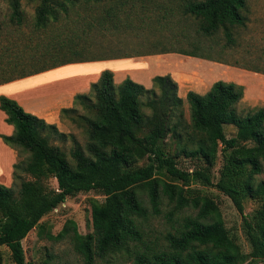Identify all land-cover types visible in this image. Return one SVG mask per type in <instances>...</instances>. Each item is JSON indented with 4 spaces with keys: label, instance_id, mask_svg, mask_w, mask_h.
<instances>
[{
    "label": "trees",
    "instance_id": "1",
    "mask_svg": "<svg viewBox=\"0 0 264 264\" xmlns=\"http://www.w3.org/2000/svg\"><path fill=\"white\" fill-rule=\"evenodd\" d=\"M30 1L36 2L34 30H44L60 12L66 16L77 6L76 22L85 37L80 42L71 40L74 35L68 37V52L62 56L59 45L62 57L54 62L49 52L24 57L18 47L0 45V85L66 64L134 57L83 55L105 48L100 41L86 39L88 30L102 29L129 0H107L109 5L94 13L91 7L103 0ZM7 5L9 22L20 24L19 0H7ZM245 12L246 0L187 1L180 13L209 42L185 40L187 51L167 49L147 55L177 53L234 67L203 51L213 48L211 41L219 31L232 44V31L245 26ZM240 68L264 75V69ZM176 91L169 75L154 76L151 88L145 89L128 78L115 85L112 73L101 71L86 94L74 95L72 107L59 111L80 129L82 144L0 96L4 122L13 129L1 141L17 156L26 155L12 166L16 188L0 185V246L8 250L13 264H26L21 241L34 228L38 237L53 242L70 238L74 251L89 264L112 256L122 257L123 264H264V179L256 180L264 163V105L238 112L243 87L221 80L202 95L188 91L184 100ZM223 126L232 127L233 136L226 138ZM67 138L71 144L66 152L52 143ZM180 157L195 160L196 167L178 168ZM217 157L220 166L214 177ZM48 178L55 181V188L44 184ZM190 181L212 186L230 200L241 216L248 253L225 229L214 202L188 189ZM90 191L103 196L101 205L90 208V233L78 234L72 221H66L55 236L44 233L38 224L43 216L65 199ZM244 199L257 204L259 236L242 215ZM163 204L168 210L161 208ZM185 209L192 213L182 215ZM160 219L168 229L157 233L153 223Z\"/></svg>",
    "mask_w": 264,
    "mask_h": 264
},
{
    "label": "rangeland",
    "instance_id": "2",
    "mask_svg": "<svg viewBox=\"0 0 264 264\" xmlns=\"http://www.w3.org/2000/svg\"><path fill=\"white\" fill-rule=\"evenodd\" d=\"M187 1L192 0H129L125 5H119V12L112 19L107 18L102 29L97 30L92 27L88 30L86 39L94 42L100 41L105 45V48L98 51L90 49L83 55L90 57L99 53V55L146 56L167 49L187 51L189 48L186 46L185 40L195 39L198 42L199 40L209 42L203 37H199L200 35L195 32L193 21L180 13L181 6ZM35 4L34 1L19 0L22 18L21 23L17 25L15 22H9L10 9L7 0H0V45L7 46L12 50L18 47L16 50L24 57L39 56L49 52L53 55L51 62H54V59L61 58L64 53L68 52L67 47L70 44L68 37L74 35L71 38L73 42H80V39L85 37L82 34L81 24L79 21L76 22L78 18L74 14L75 10L80 11V9L76 6L68 10L66 16L60 12L57 20L50 21L44 30H34L32 25ZM107 5H109L107 0H103L100 6H92L91 10L93 13L100 12ZM101 14L103 13L101 12ZM245 17V26L232 31V44L228 45L222 32L219 31L211 41L213 48L210 51H202L212 57L220 58L236 68L264 69V0H246ZM59 45L63 47L60 52L62 56L57 52ZM222 46L225 48L219 50L218 47ZM160 56L156 59L157 64L154 66L161 70L179 67L181 65L179 61L186 60L183 55L177 53ZM66 71L68 69L64 73H68ZM231 71L247 76L240 80L246 84L247 89L246 100L237 107L238 112L252 106L264 105V75L243 69H231ZM59 73L63 72L60 70ZM158 73H160L159 75L167 74L164 71ZM77 109L80 112L78 107ZM60 121L63 124L61 133L72 135L76 141L82 144L83 137L80 129L71 122L70 117L62 115ZM223 130L226 138L234 134V129L230 126H223ZM52 143L66 152L71 141L67 138L64 142L53 141ZM25 156V154L18 155L16 162ZM176 163L178 168L185 171H190L197 164L195 160L183 157L178 158ZM219 166L220 159L217 157L212 168L214 177L217 176ZM162 178L168 182L166 178ZM25 179L30 180L28 176ZM262 179H264V163H262L260 174L256 176L257 181ZM173 183L179 185L178 182ZM44 184L51 189L56 187L55 181L51 178H48ZM186 186L192 190L193 195L206 196L214 202L225 229L241 250L248 253L249 246L244 238L241 216L230 200L212 186H204L195 181H190ZM7 187L16 188L12 177ZM102 202L103 196L94 191L75 195L57 205L51 212L43 216L38 224L42 226L44 233L55 236L66 221H72L76 232L86 235L91 232L90 208L99 206ZM242 206V215L251 223V231L259 236L261 216L258 214L257 204L250 199H244ZM161 208L164 211L168 210L164 204ZM191 213L190 209H185L182 215ZM153 228L159 233L168 229V225L164 223L163 219H160L158 223H153ZM36 233L37 229H32L21 241L26 264H89L74 251L70 238L53 242L47 240L44 235L38 237ZM123 262L122 257L112 256L96 258L90 264H123ZM0 264H13L8 250L3 246H0Z\"/></svg>",
    "mask_w": 264,
    "mask_h": 264
},
{
    "label": "crops",
    "instance_id": "3",
    "mask_svg": "<svg viewBox=\"0 0 264 264\" xmlns=\"http://www.w3.org/2000/svg\"><path fill=\"white\" fill-rule=\"evenodd\" d=\"M160 55L166 54L62 65L1 84L0 96L15 101L24 112L43 120L46 124L54 125L59 132H62L61 126H63L59 111L71 108L74 95L86 94L89 85L97 80L103 70L112 73V81L115 85L128 78L145 89L151 88V79L154 76H163L158 72H167L165 75H169L176 83V94L182 100L188 91L202 95L213 82L230 81L243 86V96L236 108L245 102L247 86L240 80L247 76L231 71L241 68L183 56L187 61L176 60L181 64L179 67L161 70L154 66ZM67 69L68 73H64ZM60 70L63 73H59ZM184 107L186 109L185 105ZM4 118V114L0 111V185L7 187L11 181L12 166L17 161V155L1 141L2 136H10L13 132L12 127L4 122Z\"/></svg>",
    "mask_w": 264,
    "mask_h": 264
}]
</instances>
